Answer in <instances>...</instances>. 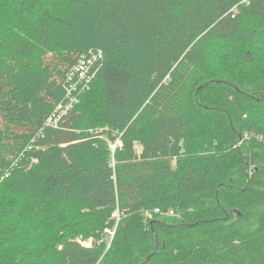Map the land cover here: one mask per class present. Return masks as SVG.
Here are the masks:
<instances>
[{"label":"trees","instance_id":"obj_1","mask_svg":"<svg viewBox=\"0 0 264 264\" xmlns=\"http://www.w3.org/2000/svg\"><path fill=\"white\" fill-rule=\"evenodd\" d=\"M3 1L0 264H264V0Z\"/></svg>","mask_w":264,"mask_h":264},{"label":"built area","instance_id":"obj_2","mask_svg":"<svg viewBox=\"0 0 264 264\" xmlns=\"http://www.w3.org/2000/svg\"><path fill=\"white\" fill-rule=\"evenodd\" d=\"M93 58V60L90 59L88 61L82 60L78 65H76L72 69V71H69L67 76V93L65 95V98L55 107L53 113L47 118L46 125L52 126L54 128H60V124L62 123L63 119L67 116L68 113L74 110L76 104L80 100V96L90 89L92 81L96 76V71H93L90 68V66H92L94 63L93 61L96 60L95 54ZM42 131L43 129L39 131V136L41 134L40 132ZM97 132L98 130H96V133ZM114 136H116L114 140H108V146L111 152L112 167H114L115 165L116 151L118 149H122L124 146L123 140L121 138V133H114ZM35 138L36 137L31 140V147L33 144L32 142L35 140ZM154 213L160 214L162 213V211L160 209H155L154 212H147L146 216L152 218ZM167 215L174 216L176 215V212L173 209H170L169 211H167ZM113 217L118 221V219L120 218L119 211L114 212ZM106 232L113 236L115 231L114 229H107ZM87 244L88 243H85V245Z\"/></svg>","mask_w":264,"mask_h":264},{"label":"rangeland","instance_id":"obj_3","mask_svg":"<svg viewBox=\"0 0 264 264\" xmlns=\"http://www.w3.org/2000/svg\"><path fill=\"white\" fill-rule=\"evenodd\" d=\"M235 11L237 12V9H235ZM13 16H14V12L12 13L9 6L3 0H0V24H2L0 25V34L4 32L3 30H6V29L8 30L9 28H11L12 25L16 22L15 21V19L17 18L16 14H15L14 19H13ZM1 26H3V28H1ZM259 42H263V41L259 40ZM226 43L229 45V47L226 44H223L222 42H218V45H217L218 53L215 55L219 54V57L216 58V60H218L219 63L214 65L213 67L217 75H219L218 77L237 75L238 73H236L235 64L241 60V55L243 53V50H240L238 48L240 46V43L238 42L235 43L231 41H227ZM250 43L251 41L246 43L244 50H247L250 48ZM224 45H226V47L224 49H220ZM210 60L213 63V57H211ZM98 101H99V98H95L94 102L97 103ZM105 129H106L105 127H97L95 130H105ZM107 140H110V139L108 138ZM136 149L139 152L141 150V146L138 143L136 144ZM23 241L24 242L28 241V239L25 238V235H23ZM85 243H88V242H85Z\"/></svg>","mask_w":264,"mask_h":264}]
</instances>
